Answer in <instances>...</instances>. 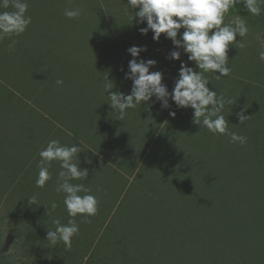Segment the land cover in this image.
Masks as SVG:
<instances>
[{"label":"rangeland","instance_id":"1","mask_svg":"<svg viewBox=\"0 0 264 264\" xmlns=\"http://www.w3.org/2000/svg\"><path fill=\"white\" fill-rule=\"evenodd\" d=\"M28 5L26 30L0 41V264H264L259 242L264 239V116L241 128L247 138L242 148L234 152L223 136L214 135L212 144L204 140L190 149L194 165L185 169V118L157 126L152 120L164 107L153 97L128 109L121 120L105 88L130 94L132 81L125 73L132 59L127 49L133 45L146 47L140 58L157 62L150 71L162 72L169 92L181 61L202 70L183 53L180 60L167 59L174 49L171 40L161 34L155 41L151 31L141 34L138 29L145 25L131 21L127 0H28ZM66 9L81 14L68 18ZM236 16L249 31L228 49V76H237L231 91L247 89L240 85L246 82L249 97L264 101V61L258 58L262 49L257 39H264V11L253 16L236 5L225 14V23ZM11 40L16 41L14 51L7 47ZM240 42L246 45L242 49ZM203 75L216 80L217 95L228 86L214 73ZM235 93V98L241 95ZM262 112L264 105L258 114ZM187 135L199 139L196 131ZM53 139L80 146L74 162L88 170V177L71 183L91 189L98 201L96 215L69 217L64 194L55 190L58 161L52 162L46 185L36 186L39 152ZM218 140L228 146L226 156L219 152ZM198 159L207 160L208 168L202 170ZM219 169L226 171V183L220 187L219 181L217 191L207 195H216L215 206L222 210L208 215L194 203L199 198L191 197L200 196L206 175ZM233 218L244 225L233 227ZM54 219L65 225L75 219L79 225L70 249L46 239L56 227ZM201 226L209 229L203 233ZM236 248L238 255L250 257L243 262L235 256Z\"/></svg>","mask_w":264,"mask_h":264},{"label":"clouds","instance_id":"2","mask_svg":"<svg viewBox=\"0 0 264 264\" xmlns=\"http://www.w3.org/2000/svg\"><path fill=\"white\" fill-rule=\"evenodd\" d=\"M128 8L133 13L131 21L136 24H144L139 28L141 34L149 31L153 34V40L158 41L161 34L170 39L174 49L166 57L171 60H180L181 54H186L188 61L194 62L201 71H196L184 61H181L178 76L174 86L169 92L162 82L161 71H150L156 65L153 59L140 58V53L146 51L143 46H131L127 49L132 59L128 61V70L125 78L132 81L131 92L128 95L120 91H109L113 87H106L110 98V106L118 112L116 118L125 119L128 109H134L137 105L150 101L155 97L164 108L170 107L169 99L180 108L193 109V122L204 126L213 134L226 135L230 142L245 144L247 138L232 132L228 128V120L225 119L223 110L225 105H232L234 101L223 94L217 95L208 87L209 80L203 73H214L216 78L228 76L231 69L228 66V49L237 42L236 37H245L248 34V26L244 19L236 16L225 23V14L230 8L241 5L243 11L250 12L253 16L261 15L264 8V0H127ZM28 0H0V8L11 11H0V41L12 35L22 34L31 23V16H27ZM81 14L79 9L65 10L68 18H77ZM183 29V31H181ZM261 51L258 54L260 61H264V39L259 36ZM16 41L11 40L8 49L14 51ZM246 45L239 43L242 49ZM107 82V76H103ZM56 83L62 84V80ZM175 115V112H170ZM239 123L249 119L243 112L237 113ZM80 146L62 145L59 140H49L46 147L39 152L38 174L35 184L43 188L52 178L49 168L53 161L60 163V171L57 174L56 192L63 193V203L69 217L78 214L85 217L94 216L97 213V198L91 194V189L84 184H73V180H85L88 170L81 168L74 162L79 159ZM33 204L35 201L33 199ZM57 204L51 202V210H55ZM54 230H48L46 239L54 246L62 242L66 249H70L72 238L78 234L79 225L75 219H69L68 223L61 224L59 219H54Z\"/></svg>","mask_w":264,"mask_h":264},{"label":"trees","instance_id":"3","mask_svg":"<svg viewBox=\"0 0 264 264\" xmlns=\"http://www.w3.org/2000/svg\"><path fill=\"white\" fill-rule=\"evenodd\" d=\"M233 74L240 75L238 71H234ZM231 77H232V79H230ZM231 77L230 76L223 77V80H225V82L228 84V86H226V88L224 89V92L219 93L218 96L223 94L226 98H230L234 101V103L230 106L227 104L225 105V108H224L222 114L224 115L225 119L228 120L229 130L232 132H235L237 134H240L239 132H240L241 128H243L245 130V125L248 124L249 120H253L254 118H256L258 120L263 119L264 112H262L260 115L258 114V112L262 108V105H264V103L261 104V102H264V101L258 96L254 99H252L251 96L249 97V95H251V92L249 90H247L248 84L246 82L245 83L241 82L240 85H244L247 89H243V90L241 89V92L239 91V92L235 93L234 91H236L237 89L238 90L240 89V88H235L234 91L232 92L231 91V89L233 88L232 85L235 84L234 83L235 80H233L234 79L233 77H237V76H231ZM215 82H216V80H211L210 86H209L210 90H214V91L216 90ZM232 93L241 94V95L238 98H235L232 96ZM249 99H252V101L251 100L249 101ZM169 104H170V107L164 108L163 114L161 116H159L158 118H154L152 120V122L154 124H156V122H157V126H158V123L162 122L163 120H165V123L167 122L169 124L170 121L173 122V121L185 118V120L187 122L182 127L184 129H187V134L191 131H196L197 136L199 137V139H194V140L187 138V136H188L187 134H186V137H184L187 139V142L185 144L186 149H184L185 155H186L185 169L190 167V164L194 165L192 163V159H189V157L192 156L190 154V149L193 148L194 146L197 148L200 147L203 144L204 140H206L212 144L214 142V140L217 139L214 137V135H219V137L223 136L226 140L225 144H227V145L230 144L233 146L232 151H234V148H236V150H237L238 147H240V148L243 147L244 144L241 145L239 142H235V143L230 142V138L226 135L213 134V133L209 132L206 127H204V126L199 127L198 124L193 122V109H191L190 107L178 108L175 105V103L173 101H171V99H169ZM150 110H153V109H150ZM170 112H175V115L174 116L170 115ZM240 112H243V114L248 115L249 119H247L243 123H239L237 113H240ZM155 130H156V127L152 128L151 133L154 132ZM174 135H176V134H174ZM212 140H213V142H212ZM227 145H225V146L223 145L224 147L221 146L220 141L218 140L217 148H221V150L219 152H223L224 156H226L228 154V151H229V149H227V147H228ZM234 152H236V151H234ZM119 153L121 154V156L125 155L124 152L122 153L120 151ZM159 153L161 154V153H163V151H160ZM229 157L231 158V156H228L227 160H229ZM102 159L108 160V162L112 165L113 164L117 165V162L116 163L113 162L114 160L113 159L111 160V157H108V158L103 157ZM104 160H102V163ZM198 160L201 161V163H202V170H205L208 168V165L205 163V162H207V160H204V159H198ZM195 163H196V161H195ZM198 170H201V167ZM227 177L228 176L226 175V171L221 170V169H219L217 172L215 170L214 171L212 170L210 173H208L206 175V177H205L206 183L203 185V191L201 194L203 196L200 198L201 195L199 196L198 192H196V194L193 195V197H191V199L199 198V202H194V203L198 204V205H202L204 207L202 213H207L208 215H212V214L214 215L215 211L217 209L220 208V210H222V205H220V204L217 205L218 208L215 206L213 197H217V196L216 195L210 196V195H207V193L211 192L212 190L217 191V187H216L217 183L220 181V183H221L220 187H222L224 185V183H226L225 181H226ZM186 189H185V191H186ZM195 189H191L187 192H192ZM184 194H186V192L182 193L181 195H184ZM218 194H220V192ZM151 195H155V193L152 192ZM187 200H190V199H187ZM182 201H184V198ZM207 207H209V208H207ZM233 219H235V218H233ZM231 222L233 223V220ZM246 222H248V221H246ZM244 223L245 222H243L241 219L237 218V219H235L233 227L238 226V225H244ZM207 228L209 229V227H207ZM207 228H204L203 226H201L202 232L205 233V231H207ZM259 242H260V245H264V239L263 238L259 237ZM234 245H236V244L232 243L233 247H234ZM226 249H229V247H226ZM236 249H234L236 252L235 256H239L243 262H245L248 259L247 257H250V256H247L248 253L238 255L240 250H238V249L236 250Z\"/></svg>","mask_w":264,"mask_h":264}]
</instances>
